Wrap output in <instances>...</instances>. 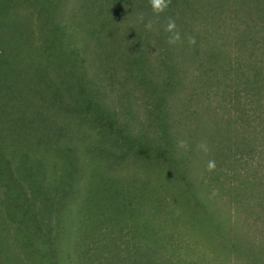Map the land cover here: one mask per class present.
I'll return each mask as SVG.
<instances>
[{
  "label": "trees",
  "instance_id": "16d2710c",
  "mask_svg": "<svg viewBox=\"0 0 264 264\" xmlns=\"http://www.w3.org/2000/svg\"><path fill=\"white\" fill-rule=\"evenodd\" d=\"M97 1L0 0L6 18L0 20V226L9 221L16 241L8 232L1 252L20 264H227L232 253L261 264L255 248L243 251L238 236L230 237L228 209L214 202L219 194L235 202L247 193L250 176L246 171L241 178L239 165L250 164L245 156L255 145L249 138L240 144L230 118L226 128L219 127L223 118L213 122L215 132L206 136L205 110L178 138L172 98L184 89L187 71L162 50L165 60L158 63L164 71L153 79L146 56L151 38H162L168 48L169 19L181 34L176 43L185 53L190 49L185 34L192 28L179 20L196 13L198 0H169L158 14L147 0L130 35L134 41L120 33L126 12L119 7L137 1ZM233 1L240 12H250L252 21L236 33L250 59L232 61L218 52L207 60L222 73L235 72L234 82L242 87L230 97L237 107L240 91L250 102L264 100V0ZM149 20L153 26L141 39L140 28ZM98 22L111 30L104 39L97 35ZM89 52L96 70L85 63ZM99 54L103 60L109 56V66L102 67ZM20 80L24 85L16 84ZM207 80L224 84L222 77ZM195 91L194 101L206 98L207 89ZM111 92L117 93L114 101H108ZM136 97L144 121L134 113ZM181 140L187 148L179 147ZM209 161L214 168L207 167ZM258 186L264 187V178Z\"/></svg>",
  "mask_w": 264,
  "mask_h": 264
},
{
  "label": "rangeland",
  "instance_id": "374dc122",
  "mask_svg": "<svg viewBox=\"0 0 264 264\" xmlns=\"http://www.w3.org/2000/svg\"><path fill=\"white\" fill-rule=\"evenodd\" d=\"M136 1L137 2H135L134 7H119L126 12L121 14V19L125 22L123 24L125 28H123L120 32L122 34L124 33L125 37L128 38L126 41H134L132 40L130 35L135 33L137 25H139L138 20L139 17L142 18L141 14L143 13V8H145V6L148 7L150 3V0H148L149 3L147 2V0ZM97 2L99 3L100 1L98 0ZM145 3L146 5H144ZM188 4L190 3L183 2L182 7L188 8ZM196 5H198L196 13L194 15L191 14L190 18L183 19L184 23H181L182 18H180L179 25L191 26L192 29L190 33H186L185 36L187 38V41L188 37H195V41L197 42V44L196 42L194 44H190L188 42L190 49L185 53L183 50H181L178 43L170 44L169 42H167L168 37L166 38L168 48L162 45V38L159 39L162 42L155 40V38H151L148 42L149 49L146 56L149 60V63L153 65L152 68H154L153 79L157 80V75L159 74V72L161 70L164 71L163 67L158 63L159 59H161L162 57L164 59V54L161 53L162 50H167L169 53H173V60L177 63H182L181 68H184L187 71L186 79L184 80L183 85H181V87H183L184 89L179 95H176L172 98V110H174V113H171V122L173 126L172 131H175L178 138L181 139L183 137L180 132L184 128V125L186 126L187 123H193V125H196L200 117L199 114H201V112L205 110L207 114L205 115L206 122L204 121L203 123L205 127L203 128V130L205 131L206 136L209 132H215L214 129H216L217 126L213 122L217 121L219 118H223V121L219 127L222 126L223 128H226L225 123L230 118V120L233 122L231 128L236 130L237 134L235 135H238L237 140L240 142V144L244 138H249L251 141V145H255V151H252L250 152V155L245 156L248 161L252 159L251 162H248L250 164L239 165V173L240 176H242L241 178L244 177L246 171H248L247 175L250 176L249 180L251 182L246 188L247 193L243 196V198L235 202L229 200L228 198V200H226L224 196H220L219 194L220 199H215L214 202L218 209L220 208L221 210L225 211L226 208L228 209V214H230L231 221V224L229 225L231 227V229H229L230 237L233 238L234 235L238 236L240 244L239 246L243 251L248 250L247 247L255 248V258H258L259 255L262 256L261 264H264V187L261 188L258 186L260 179L264 178V100L252 99V102H250V98L245 99L242 96V91H240V103L237 107L235 106V104L232 105L234 103V100H232L230 97L232 89H238L242 87L238 84H235L234 82L236 80L235 72L232 70L228 71L227 69L228 73H224V71L222 73L218 69L211 67L210 63L207 60L210 59L211 55L219 52L223 58H226L227 56V58L232 61L238 57H244V61H246L247 59L249 61V52L246 49L245 51L247 53L244 54V47L239 46L241 43L237 41L236 35L238 34V32L245 28V21H252L249 20L250 12H247L243 8V12H240V8H238V5L235 4L233 0H198V2H196ZM192 6L193 4H191V7ZM105 13L106 10L105 8H103L101 16ZM0 20H6V18L0 16ZM95 25L97 26V35L102 39L106 38L107 34L111 31L110 29H105V27L100 22L95 23ZM141 29L143 30V32L141 33V37L139 34V38H144L146 40L147 38L145 36V32L147 31V29L144 27L140 28V30ZM103 34H105L104 38ZM113 36L114 35H112L111 33L110 37ZM117 39H119V37H114L112 45V47H115L116 49L119 46ZM96 45L98 47V50L102 47L100 43L98 44V42H96ZM145 45L146 44H144V46ZM194 48L196 51L194 50V52L191 53ZM191 55H196L194 61ZM82 56H84L83 53ZM111 59L113 60V63H115L113 66L116 67V64L118 63H116V56H112ZM199 59L200 64L202 65L199 64ZM85 61L86 64L89 63L88 67L90 68V70L91 67L93 70L94 63L96 62L94 53L89 52L88 58ZM97 61L101 63V65L104 62L105 65L109 66L110 58L109 56L105 55V58L103 60L102 55L99 54V56L97 57ZM215 65H217V62L213 64V66ZM205 66L207 67V69H204ZM159 69L160 71H158ZM94 70H96V68H94ZM204 71H206L207 74L206 78H204V76L202 75V72ZM100 74L102 75V73ZM213 76L220 78L222 77L224 84L221 82L216 83L215 81L210 83L207 78ZM21 79L25 80L22 77ZM205 79L207 81V84L205 83ZM20 81L16 82V84L19 86L24 85V83H22L23 81ZM27 84L28 83H26L25 85ZM200 89H207L206 98L194 101V98H196L195 90ZM223 89L231 90H228V94H224L222 92ZM192 91L195 92L192 93ZM116 94L117 93L111 92L109 96L110 100L108 99V101H114L116 99ZM249 94L252 93L249 92ZM137 98L138 97L134 98V108H136L134 113H136L138 117L140 119L142 118L141 120L144 121V110L142 111L141 109H137L138 107L141 108L142 101L138 100ZM236 99L239 100L237 97ZM0 102H2V98L0 99ZM136 104H138V107ZM206 104L209 105V110L208 107L206 108ZM22 105L24 106V104ZM260 106H262V108ZM241 107L242 110L240 109ZM190 110L193 111L192 116L190 115ZM240 111L242 112L240 113ZM202 118H204V116H202ZM181 121H184V124L182 125L181 130H179ZM35 131L36 127L35 125H33V130L29 132L34 134ZM250 194H252V196L250 198H246V196H249ZM253 195L256 196L253 197ZM87 223L88 221L84 219L81 222V226L84 228ZM11 227V223L7 220L2 222L0 226V238L2 240L0 241V264H20L19 260L17 259L14 260L10 258L9 260L7 252H1V247L6 245L5 239L7 238L8 232H11L10 237L12 240H14L15 236L13 235V229ZM230 241V239L226 240L227 243H229ZM13 242H11L10 244H12ZM12 246H15L12 248L14 254L16 252H19L16 244H13ZM12 250L9 249L8 253L10 254ZM201 253L202 251L200 253L195 252V254L191 256L192 259L195 260L196 258L201 257V255H199ZM244 255H235L234 253H232L230 259L227 261V264H252V260L246 258ZM4 260H7L6 263ZM209 263L211 264L212 262H210L209 260V262L205 264ZM255 263L257 264V261H255Z\"/></svg>",
  "mask_w": 264,
  "mask_h": 264
},
{
  "label": "clouds",
  "instance_id": "9594fccd",
  "mask_svg": "<svg viewBox=\"0 0 264 264\" xmlns=\"http://www.w3.org/2000/svg\"><path fill=\"white\" fill-rule=\"evenodd\" d=\"M169 0H150V5L154 13H160L163 12L166 7L168 6ZM145 28L146 29H151L153 26V21L149 20L148 22L145 23ZM176 29V23L174 20L169 19L168 23L165 25L164 30L170 35L168 36V42L171 43H176L181 39V34L179 31H175ZM188 42L190 44H194L195 37H188ZM179 147L181 148H187L188 147V142L186 140H181L179 141ZM207 167L209 169H212L215 167V162L214 161H209Z\"/></svg>",
  "mask_w": 264,
  "mask_h": 264
}]
</instances>
